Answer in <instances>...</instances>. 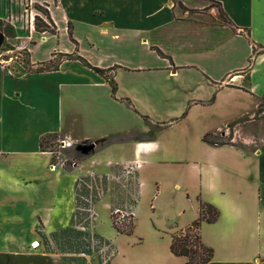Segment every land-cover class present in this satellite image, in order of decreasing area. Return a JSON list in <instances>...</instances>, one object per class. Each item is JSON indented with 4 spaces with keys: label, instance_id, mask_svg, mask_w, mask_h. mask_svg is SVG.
Returning <instances> with one entry per match:
<instances>
[{
    "label": "crops",
    "instance_id": "1",
    "mask_svg": "<svg viewBox=\"0 0 264 264\" xmlns=\"http://www.w3.org/2000/svg\"><path fill=\"white\" fill-rule=\"evenodd\" d=\"M45 2L56 34H30L27 66L0 61V264H67L45 251L36 226L49 238L69 226L74 184L87 173L51 169L41 147L48 137L96 142L90 166L134 167L139 199L146 191L153 200L185 195L190 206L177 222L198 215L197 201L217 208V221L203 223L215 240L208 264H264V130L250 131L253 146L235 137L219 147L202 141L209 130L223 135L210 110L220 96L253 105L264 96V0ZM174 78L183 89L178 110L154 116L172 99L152 88ZM238 108L236 117L249 111ZM148 122L164 142L143 135ZM118 136L134 140L106 145Z\"/></svg>",
    "mask_w": 264,
    "mask_h": 264
},
{
    "label": "rangeland",
    "instance_id": "2",
    "mask_svg": "<svg viewBox=\"0 0 264 264\" xmlns=\"http://www.w3.org/2000/svg\"><path fill=\"white\" fill-rule=\"evenodd\" d=\"M44 2L46 0H43ZM50 1V0H49ZM48 2V0H47ZM64 4L59 5L60 7L55 10V17L58 21L63 17L64 14ZM42 14L49 11L43 6L35 4ZM44 5L51 6V4L44 3ZM30 0H0V32L4 35L5 40L0 48V61L2 63H14L23 64L27 66L28 61V48L32 47L35 42L33 39L29 40L30 36L28 24L26 23V15L30 14L31 11ZM40 11H37L40 13ZM34 13V12H33ZM41 14V13H40ZM50 15V14H49ZM47 27L49 30H54V25L52 21L47 20ZM61 28L63 24L60 23ZM52 44V43H49ZM46 54H40V57H44ZM52 53L51 56H53ZM61 57L57 55L54 61L58 63ZM54 62V63H55ZM93 69V67H92ZM98 69V68H95ZM94 70V69H93ZM100 70V69H98ZM95 71V70H94ZM96 72L99 74L104 73ZM106 72V71H105ZM110 73V72H109ZM108 72L105 74H109ZM154 79V78H153ZM138 81L139 78H136ZM171 81H163L160 83L161 88H152V95L163 94L169 95L172 99L169 105L165 107L163 114L157 113L154 116H163L164 118L169 117V114H174L182 100V88H178L179 81L177 78ZM177 81V82H175ZM247 83L240 88L241 90H247ZM243 97L232 100L221 96L219 97L217 103L213 105L210 109L212 114H214L215 119L212 124L220 125L223 129V133L231 127L239 126L238 133L231 132L230 136H224L221 132L215 134L216 140L226 142L227 139L235 137L238 141V146L241 142L250 143L247 145L253 146L255 144V139L253 138L250 131H260L264 130V96L255 100L253 102L249 101V104L242 101ZM242 106L244 109L247 106L249 110L247 113L238 116L237 107ZM159 114V115H158ZM236 117V118H235ZM167 120V119H166ZM227 121V122H226ZM225 122V123H224ZM148 130L144 133L152 141L158 143L164 142V136L158 137L160 129L154 123H147ZM212 133L211 130L204 132ZM199 141V137L195 136ZM58 137H48L43 139L42 147L44 150H55ZM173 140L177 141V137L173 135ZM179 140V138H178ZM160 141V142H159ZM90 142L87 144L89 145ZM121 143V142H119ZM100 148L96 145L91 153L83 156L81 159H75L79 167L69 168L65 170L68 172H73V175H78L81 172L85 174L90 179L87 183V188L89 189L88 199L97 197V201L91 204L90 214L91 221L89 223V230L93 233H98L101 237L109 241V246L105 247H95L92 249L89 256H85V264H182L181 259L172 258L169 253V245L171 235L177 234L180 230L185 228L194 220L198 218L197 214L193 215V218L188 221L189 215L186 213L185 217L178 220L180 226L177 222V215L184 210H188L190 203L186 196L179 197L178 191H173V193L161 194L159 197L153 200V195L149 192H144L143 196L140 197L137 207L132 206V201L135 200L137 195V189L135 184V169L134 167L124 168L123 166L115 165L107 168L104 165L90 166V160L92 156L98 152ZM251 149V148H248ZM75 152L78 151H67L66 155L69 159L72 158ZM251 153V152H250ZM106 176L100 175L105 174ZM105 178V182L101 181ZM96 178L98 181H96ZM100 179V180H99ZM152 187V186H151ZM81 189V187H79ZM79 192V191H78ZM81 192V190H80ZM95 195V196H94ZM81 199V198H80ZM83 201V199H81ZM197 201V205H198ZM118 210L117 213L115 211ZM81 220V221H79ZM112 220L115 221L120 229H128L131 225H135L134 233L130 236L118 235L114 228L112 227ZM77 226L84 225L86 222L81 218H76ZM200 236L205 245L214 249V232L209 225L201 224ZM49 243V248L52 251L57 252L56 246L52 243L51 238L46 237ZM37 242H33L32 248H36ZM41 244L44 246V241L41 239ZM223 253V252H222ZM25 257V256H24ZM33 261V260H32Z\"/></svg>",
    "mask_w": 264,
    "mask_h": 264
},
{
    "label": "trees",
    "instance_id": "3",
    "mask_svg": "<svg viewBox=\"0 0 264 264\" xmlns=\"http://www.w3.org/2000/svg\"><path fill=\"white\" fill-rule=\"evenodd\" d=\"M47 20H51L50 15L46 12L44 14ZM222 15V14H221ZM54 25V30H49L47 24L43 22L39 17L35 18V31L39 33L48 32L52 35L56 34V26ZM68 35L70 41L72 40L70 26H68ZM158 53H160L158 51ZM86 64L89 68L90 65L87 64L84 60H81ZM96 72H101L98 69L93 68ZM112 92H115V86L111 83ZM127 140H134L131 136H118L111 138L106 145L115 143V142H123ZM202 141L209 146L219 147L223 145H228L229 139L226 142L216 140L215 135L213 133H206L202 137ZM42 147V143H41ZM43 149V147H42ZM44 150V149H43ZM91 153V152H89ZM88 153V154H89ZM80 152H75L71 159H81L83 156L88 155ZM134 178L136 184L137 195L134 201H132V206L134 208L137 206L139 201V183L137 174H135ZM100 180V179H99ZM104 180V181H103ZM90 179L86 176L79 177L74 184V201H75V210L70 221L68 227L61 229L52 233L51 240L52 243L56 246L57 252L61 255V260L63 263L67 264H85L86 259L85 256H89L91 251L95 247H105L109 246V241L101 237L100 235L93 233L89 230V223L91 221V217H93L91 212V204L97 201V197H93L92 199H88L89 189L87 188V183ZM96 181L98 179L96 178ZM101 181L105 182V178L103 177ZM81 187V189H79ZM81 190V192H80ZM79 191V192H78ZM95 196V195H94ZM83 201H81V199ZM199 212L198 218L191 222L184 229L180 230L177 234L171 235L169 251L175 257H181L185 259L184 264H208L214 255V251L212 248L206 246L201 239L200 236V227L202 223L213 224L217 221L219 217V211L214 206L199 201ZM76 218H81L85 220L84 225L77 226ZM81 221V220H79ZM112 227L116 231L117 234L130 236L134 232L135 225H131L128 229H120L115 221L112 220ZM36 232L40 236V238L44 241V249L46 252H53L49 248V243L47 241L46 236L42 233L40 225L36 226Z\"/></svg>",
    "mask_w": 264,
    "mask_h": 264
},
{
    "label": "built area",
    "instance_id": "4",
    "mask_svg": "<svg viewBox=\"0 0 264 264\" xmlns=\"http://www.w3.org/2000/svg\"><path fill=\"white\" fill-rule=\"evenodd\" d=\"M44 3L45 2L43 0H30L31 11H30L29 15H26V23L28 24V29H29L30 34L36 32L35 31V18L36 17H39L43 22L48 24L46 16L44 14H42V12L39 10V8L35 5V4H37V5L43 6L44 8H46L48 10V6L44 5ZM37 11H40L41 14ZM55 57H57V54L54 53L52 58H55ZM36 70H37V68H36ZM231 140H232V138H231ZM90 143H92V142H90ZM86 145H88V144L87 143H80L79 144V143L73 142L70 138H67V137H64L62 139H58L57 144L55 146V148H56L55 150H45L51 157V160H50L51 169H55L56 167H60V168L65 170L67 167H69L71 169L79 167L78 162L74 159H69L66 155V152L72 151V150L79 152V150L80 149L82 150L83 146H86ZM117 212H118V210L115 211V213H117Z\"/></svg>",
    "mask_w": 264,
    "mask_h": 264
},
{
    "label": "water",
    "instance_id": "5",
    "mask_svg": "<svg viewBox=\"0 0 264 264\" xmlns=\"http://www.w3.org/2000/svg\"><path fill=\"white\" fill-rule=\"evenodd\" d=\"M5 37L4 35L0 32V48L2 47L3 43H4ZM96 146V142H92L89 145L83 146L82 148V153L83 154H88L90 151H92L94 149V147Z\"/></svg>",
    "mask_w": 264,
    "mask_h": 264
},
{
    "label": "flooded vegetation",
    "instance_id": "6",
    "mask_svg": "<svg viewBox=\"0 0 264 264\" xmlns=\"http://www.w3.org/2000/svg\"><path fill=\"white\" fill-rule=\"evenodd\" d=\"M79 152L82 153V150L80 149Z\"/></svg>",
    "mask_w": 264,
    "mask_h": 264
},
{
    "label": "bare ground",
    "instance_id": "7",
    "mask_svg": "<svg viewBox=\"0 0 264 264\" xmlns=\"http://www.w3.org/2000/svg\"><path fill=\"white\" fill-rule=\"evenodd\" d=\"M35 244V243H34ZM37 244V243H36ZM36 244H35V246H36Z\"/></svg>",
    "mask_w": 264,
    "mask_h": 264
}]
</instances>
